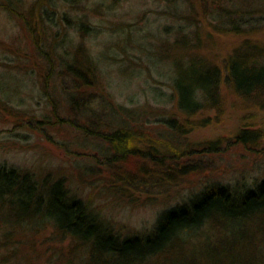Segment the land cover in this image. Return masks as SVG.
<instances>
[{
  "label": "rangeland",
  "instance_id": "1",
  "mask_svg": "<svg viewBox=\"0 0 264 264\" xmlns=\"http://www.w3.org/2000/svg\"><path fill=\"white\" fill-rule=\"evenodd\" d=\"M220 4L232 13L233 22L230 18L220 22L217 8L213 13L218 20L207 21L200 0H0V163L29 171L39 180L64 179L73 194L124 236L147 233L163 209L189 201L214 183L254 187L264 178V142L251 152L233 147L230 136L239 128L264 127V111L243 103L224 87L222 110L192 117L190 121L203 119L208 125L190 129L174 101L175 60L205 58L223 65L242 43L264 46V0H220ZM175 13L182 15L181 20ZM30 25L51 34L42 44L46 50L57 45L54 50L62 54L67 47L71 60L76 57L92 66L99 75L98 88L133 114L124 117L130 125H137L135 118L164 135L175 119L185 131L183 146L195 143L200 149L221 139V152L192 160L196 173L163 192L135 190L129 179L109 171L97 141L70 124L59 125L85 123L62 98V89L58 86L54 97L46 98L34 64L28 58L22 66L15 64V52L23 57L36 52ZM179 27L188 36L178 37ZM63 36L66 40L61 41ZM96 88L88 91L98 92ZM1 95L17 96L21 104L2 101ZM44 117L51 123L42 121ZM98 154L100 160L95 158ZM131 162L124 170L135 171ZM118 171L129 174L121 167Z\"/></svg>",
  "mask_w": 264,
  "mask_h": 264
},
{
  "label": "trees",
  "instance_id": "2",
  "mask_svg": "<svg viewBox=\"0 0 264 264\" xmlns=\"http://www.w3.org/2000/svg\"><path fill=\"white\" fill-rule=\"evenodd\" d=\"M200 1L207 21L218 20L213 13L217 8L220 22L227 18L233 22L232 13L220 0ZM5 7L13 9L8 4ZM174 15L181 20L182 15ZM180 28L178 34L183 33ZM30 35L37 53L23 57L15 52V64L22 66L27 58L34 64L46 98H53L58 86L62 89V98L85 123L59 125L70 124L97 141V151L109 171L129 179L135 190L163 192L180 178L196 173L192 160L221 152V139L200 149L195 143L183 146L185 131L175 119L165 130L170 135L156 134L135 118L137 125H130L124 117L133 114L114 104L103 87L98 88L99 75L92 66L76 57L71 60L67 47L63 46L62 54L54 50L57 45H48L52 48L46 50L42 44L51 38L48 32L30 25ZM174 66L175 98L171 101L174 98L190 129L208 125L203 119L190 121L192 117L222 110L224 87L243 103L264 111V46L242 43L223 65L189 57L175 60ZM95 86L98 92L88 91ZM1 96L2 101L21 104L17 96ZM230 138L233 147L255 152L264 142V127L239 128ZM135 157L147 164L131 162ZM128 162L135 165V171L124 170ZM118 167L129 174L119 173ZM0 264H264V178L254 187L209 185L189 201L163 209L147 233L124 236L86 200L73 194L64 179L39 180L29 171L0 163Z\"/></svg>",
  "mask_w": 264,
  "mask_h": 264
}]
</instances>
